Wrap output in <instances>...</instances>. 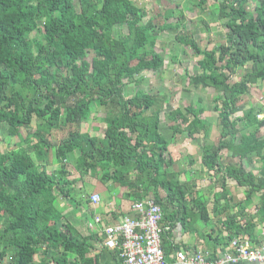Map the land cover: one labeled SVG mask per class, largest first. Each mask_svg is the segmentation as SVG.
Wrapping results in <instances>:
<instances>
[{
    "label": "trees",
    "instance_id": "16d2710c",
    "mask_svg": "<svg viewBox=\"0 0 264 264\" xmlns=\"http://www.w3.org/2000/svg\"><path fill=\"white\" fill-rule=\"evenodd\" d=\"M196 1L202 8L211 0ZM226 1L219 17L227 20V46L209 51L184 28L183 13L170 21L174 10L157 26L144 21L147 11L132 0H0V134L6 126L7 140H19L14 149L0 150V264L7 257L11 264H98L91 257L95 237H82L66 223L58 204L65 201L75 210L76 186L87 184L85 178L98 169L101 181L122 186L134 202L154 198L169 213L168 221L184 225L187 215H178L192 212L190 200L196 201V219L207 218V204L194 196L186 167L176 169L167 158L168 144L160 134L163 118L174 135L193 136L206 123L191 106L166 111V95L124 94L128 84L164 65L150 35L155 30L183 29L177 40L198 58L193 86L218 94L220 141L202 148L204 168L220 177L223 187L233 180L245 188L248 198L262 193L264 209V175L245 166L256 157L264 169V117L259 119L264 108L241 105L252 86L264 82V0L257 17L249 16V0ZM89 51L92 61L79 62ZM248 65L241 80L232 79L236 69ZM101 109L97 121L105 125L104 133L83 131ZM224 151L237 163L222 166ZM225 196L223 191L213 199L217 203ZM85 203L91 205L88 198Z\"/></svg>",
    "mask_w": 264,
    "mask_h": 264
},
{
    "label": "crops",
    "instance_id": "0c3cea01",
    "mask_svg": "<svg viewBox=\"0 0 264 264\" xmlns=\"http://www.w3.org/2000/svg\"><path fill=\"white\" fill-rule=\"evenodd\" d=\"M264 82L257 83L253 87L259 86ZM264 106L263 104H261ZM245 106L248 107L246 104ZM172 110V109H171ZM174 110V109H173ZM170 111V110H169ZM264 114L259 116V119H263ZM166 120V118H164ZM164 119L161 124H164ZM206 123V129L203 132L196 133L193 136L188 135L187 146H181V150H177L178 145L174 142L166 141L170 152V157L177 164L186 168L187 179L193 185L194 196H198L201 202L207 204L208 216L205 220L200 221L198 218V210L196 208V201H189L188 208L192 209L190 213L193 217L189 218V213H184L183 216L179 213L178 218L185 217L187 215L188 220L184 222V225L179 221H168L167 215L164 214L162 226L169 228L165 231L162 240V246L168 261L173 260L174 253L176 251H185L189 253L201 252L214 258L219 255L220 249L223 246H227L229 236L231 238H242L244 240H251L256 244L264 243V209L262 206V193H257L253 197H247V190L238 186L233 180H227L225 187L222 186V179L220 177L213 176L204 168L202 163V148L208 146H216L220 141L221 126L214 125L212 123ZM215 128V130H213ZM161 129V127H160ZM220 130V131H219ZM244 130V129H243ZM99 133H98V132ZM101 130L94 129V134L101 135ZM170 131V130H168ZM171 132V131H170ZM264 134V129L261 131ZM201 134L203 135L201 137ZM211 134V135H209ZM173 135V133H172ZM197 139L200 141V145H197ZM186 148V153L183 154L182 149ZM183 151V152H182ZM187 154L188 161L186 163L183 155ZM74 158L77 155L73 156ZM203 171H202V167ZM186 163V164H185ZM237 163V160L232 157L229 152H222L220 156V164L227 166ZM248 171H253L257 177L264 175L263 164L259 162L256 157H253L252 162L245 163ZM176 168V167H175ZM198 168V172L196 171ZM177 169V168H176ZM200 172H205L204 178L199 177ZM103 173L98 169L96 175L90 178H85L87 184L81 183V187L86 185V190L94 193H99L102 197V202L98 206L86 204H79L76 206V210L69 207L67 202L66 207L60 205V208L64 214V221L72 225L82 237H95L96 241L93 243L94 249L91 250V257H96L98 264H119L118 252L116 250L108 249L104 246L105 235L103 229L106 226H112L119 223L125 217H135L136 213L133 210L134 200L126 195V189L120 185L114 184L112 181H101ZM91 187V188H90ZM83 188V187H82ZM83 190V189H82ZM225 192V198L219 202H215L213 199L214 194ZM91 194V195H92ZM90 195V196H91ZM90 201V197H88ZM61 202H64L60 200ZM91 203V202H90ZM170 212H177V209L172 208ZM96 217L101 218V225H97L94 229L89 228V224L92 223V219ZM171 217V216H170ZM237 264H264V263H248L240 262Z\"/></svg>",
    "mask_w": 264,
    "mask_h": 264
},
{
    "label": "rangeland",
    "instance_id": "374dc122",
    "mask_svg": "<svg viewBox=\"0 0 264 264\" xmlns=\"http://www.w3.org/2000/svg\"><path fill=\"white\" fill-rule=\"evenodd\" d=\"M135 5L141 9L147 11V17L144 20L145 22L152 20L154 25H162L164 23L165 14L168 10H174L175 16L171 22H176L178 20L179 13H183V18L181 22L184 24V28L192 33L197 41V44L202 48L209 51H216L220 47L227 46L226 36L227 29L225 23L227 20L220 19L219 14L224 4L227 3L226 0H211L209 4L205 7H197L196 0H132ZM229 3L232 0H228ZM260 5L259 0H249L246 5L249 16L257 17L261 15V12L258 11ZM264 18V13L262 14ZM44 21H39L40 27ZM122 33H127V30H122ZM180 33H183V29L177 31H166L159 32L158 30L153 31L150 35L157 39V48L156 51L164 58V65L161 69L156 72H150L144 74L141 79H136L134 84H128L125 90V96L131 97L138 91H147L152 94H161L168 97V104L166 111H172L173 109L182 108L183 110L191 106L193 110L199 114L202 121H207L209 124L212 123L213 126L217 125L219 127L220 119L218 114L215 113V99L218 96L217 92L214 89H206L203 86L194 87L191 77L198 75L200 70L197 66L198 58L195 52L190 48L180 43L177 40V36ZM33 36H38L34 34ZM94 58L92 52H85L80 57L79 62L88 61L91 62ZM251 70V65H248L246 68L236 69L232 75L233 80H241L244 74L248 70ZM248 96L243 97L242 108L249 106L252 103L264 105V83L259 86L253 87ZM262 106V105H261ZM264 108V106H262ZM172 109V110H171ZM185 111V110H184ZM104 109L99 110V114L90 116L89 120L82 125V130L85 132L93 133L94 129L101 130L100 133L103 134L105 131V125L100 122L103 115ZM190 119L193 118L192 114L188 116ZM97 118L99 120L97 121ZM164 119V118H163ZM164 124L161 125L160 134L162 137L169 142L175 141L174 143L178 145L180 143L183 146H187V137L188 135H172V132L168 131L169 121L164 119ZM36 120L33 124V127L36 126ZM243 124L238 125V129L242 131ZM7 127L3 128L2 133L0 134V150L6 152L8 150L14 149L17 147L19 140L14 143L7 140L4 132ZM215 130V128H213ZM220 131V130H219ZM99 133V132H98ZM211 135V134H209ZM60 136V135H59ZM203 135L201 134V137ZM197 145H200V141L197 139ZM181 146L178 145L176 152L177 154ZM183 148V152L186 153V148ZM171 147H169L170 149ZM170 152L166 153L167 158L170 157ZM187 163L188 156L187 154L183 155ZM187 156V157H185ZM185 163V164H186ZM179 162L175 164L177 168ZM200 166L201 162H200ZM198 168H196V171ZM203 171V167H202ZM198 172V171H197ZM199 177L204 178L205 172H200ZM83 187V188H82ZM81 187V184L76 186V189L80 191L76 194L77 205L84 203L86 207V200L88 196L92 194L91 191L86 190L89 187ZM91 188V187H90ZM83 189V190H81ZM65 201L61 202L60 205L65 206ZM59 205V206H60ZM76 210V209H75ZM77 211V210H76ZM94 223V219L91 220ZM61 226V225H60ZM11 257H7L3 264H11Z\"/></svg>",
    "mask_w": 264,
    "mask_h": 264
},
{
    "label": "built area",
    "instance_id": "2783aa9c",
    "mask_svg": "<svg viewBox=\"0 0 264 264\" xmlns=\"http://www.w3.org/2000/svg\"><path fill=\"white\" fill-rule=\"evenodd\" d=\"M93 206L102 202L99 193L90 196ZM135 217H125L119 223L106 226L104 246L118 252L119 264H237L240 262L264 263V243L234 238L220 249V254L211 258L201 252L176 251L172 261H168L162 242L165 231L162 222L164 212L154 198L135 201ZM96 217L90 229L101 225Z\"/></svg>",
    "mask_w": 264,
    "mask_h": 264
}]
</instances>
